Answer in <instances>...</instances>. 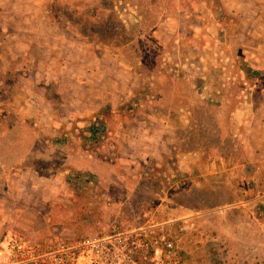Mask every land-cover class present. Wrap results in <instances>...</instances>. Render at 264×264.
<instances>
[{
  "label": "rangeland",
  "instance_id": "rangeland-1",
  "mask_svg": "<svg viewBox=\"0 0 264 264\" xmlns=\"http://www.w3.org/2000/svg\"><path fill=\"white\" fill-rule=\"evenodd\" d=\"M235 23L222 0H0V164L26 217L43 202L0 241L123 226L176 234L184 264H264V75Z\"/></svg>",
  "mask_w": 264,
  "mask_h": 264
},
{
  "label": "built area",
  "instance_id": "built-area-1",
  "mask_svg": "<svg viewBox=\"0 0 264 264\" xmlns=\"http://www.w3.org/2000/svg\"><path fill=\"white\" fill-rule=\"evenodd\" d=\"M163 232L151 236L114 226L106 234L43 239L10 232L2 240L0 264H184L176 234Z\"/></svg>",
  "mask_w": 264,
  "mask_h": 264
},
{
  "label": "crops",
  "instance_id": "crops-1",
  "mask_svg": "<svg viewBox=\"0 0 264 264\" xmlns=\"http://www.w3.org/2000/svg\"><path fill=\"white\" fill-rule=\"evenodd\" d=\"M88 1V0H87ZM223 6L232 14L233 19L235 18V27L239 29L244 34V46L252 48L255 55L249 57L248 66L252 68H257L256 73H262L264 75V0H222ZM244 77L248 74L243 73ZM260 95L259 102L256 104L258 106V114L254 118L255 123L251 127V131L247 132L249 136L248 144L254 146V151L257 152L258 160H264V88L257 92ZM152 140L155 144H163L165 140L158 135H153ZM129 142L128 139H126ZM154 145V144H153ZM155 147V146H154ZM152 154L159 157V151L153 148ZM163 154V153H161ZM252 158V155H248ZM4 162V161H3ZM4 165L0 164V176L7 180L6 184L0 185L1 191L6 195L5 199L0 200V232L19 230L20 228L36 229L38 226V221L40 216L36 215L37 210L40 209V205L43 203L41 199L33 201L31 208L33 214L26 217V209L24 208L21 200L25 189H26V179L23 178L24 172H9ZM41 184V183H39ZM24 188V190H23ZM28 188L32 189L33 194L36 190L40 188L37 183L28 184ZM40 191V190H39ZM40 196V194H39ZM37 196V197H39ZM35 197V196H34ZM29 209V207H28ZM0 246L3 247L2 241H0ZM4 251L0 248V255H3Z\"/></svg>",
  "mask_w": 264,
  "mask_h": 264
}]
</instances>
